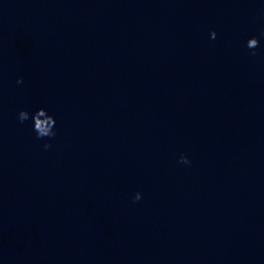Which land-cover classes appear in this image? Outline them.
<instances>
[{
  "label": "clouds",
  "instance_id": "9594fccd",
  "mask_svg": "<svg viewBox=\"0 0 264 264\" xmlns=\"http://www.w3.org/2000/svg\"><path fill=\"white\" fill-rule=\"evenodd\" d=\"M210 38L215 39L216 38V32L212 31L210 33ZM260 45V41L255 37H251L246 42V47L248 49L253 50L251 52V55H256L255 49L258 48ZM23 80L18 79L17 83H22ZM31 118L33 121V131L36 133L37 139H43L45 137L53 138L56 135V132L54 131V126L56 124L55 118L52 115H49L47 110L44 108L38 109L35 113L30 114L27 110H21L18 113V120L23 123L25 121H28ZM51 147L50 143H44L43 148L45 150L49 149ZM178 163L180 164H189V158L187 155L181 154L179 156ZM141 193L137 192L135 196L133 197L134 201H139L141 199Z\"/></svg>",
  "mask_w": 264,
  "mask_h": 264
}]
</instances>
